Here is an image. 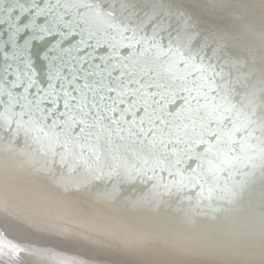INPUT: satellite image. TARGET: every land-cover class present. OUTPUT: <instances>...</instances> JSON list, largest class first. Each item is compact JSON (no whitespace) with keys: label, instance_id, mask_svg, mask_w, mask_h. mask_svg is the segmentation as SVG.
Instances as JSON below:
<instances>
[{"label":"snow or ice","instance_id":"1","mask_svg":"<svg viewBox=\"0 0 264 264\" xmlns=\"http://www.w3.org/2000/svg\"><path fill=\"white\" fill-rule=\"evenodd\" d=\"M0 228L6 264H264V0H0Z\"/></svg>","mask_w":264,"mask_h":264},{"label":"bare ground","instance_id":"2","mask_svg":"<svg viewBox=\"0 0 264 264\" xmlns=\"http://www.w3.org/2000/svg\"><path fill=\"white\" fill-rule=\"evenodd\" d=\"M68 227H72V225H67ZM7 240H12L13 242H18L14 234L11 232H5L3 228H0V245H3L7 242ZM0 264H6L5 260L3 257H0ZM32 264H45V261L43 260L42 257L37 256L32 258Z\"/></svg>","mask_w":264,"mask_h":264}]
</instances>
